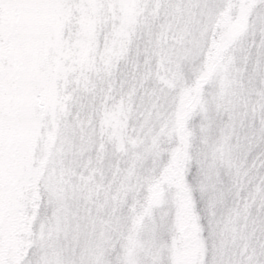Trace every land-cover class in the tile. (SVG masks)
<instances>
[{"label": "snow or ice", "instance_id": "6c2138e0", "mask_svg": "<svg viewBox=\"0 0 264 264\" xmlns=\"http://www.w3.org/2000/svg\"><path fill=\"white\" fill-rule=\"evenodd\" d=\"M259 144L264 0H0V264H264Z\"/></svg>", "mask_w": 264, "mask_h": 264}, {"label": "rangeland", "instance_id": "374dc122", "mask_svg": "<svg viewBox=\"0 0 264 264\" xmlns=\"http://www.w3.org/2000/svg\"><path fill=\"white\" fill-rule=\"evenodd\" d=\"M261 151H264V144H259L257 145L252 152L248 156V160L251 162ZM222 179L224 181L225 186H230L231 184V178L226 175L222 174ZM178 196H181L179 193L177 194V199ZM199 199V196H198ZM181 202L184 205V208H186V211L188 214H191L190 209L188 208L187 203L184 201L183 197L181 196ZM203 204V202H201ZM229 205L233 203V200L229 198L228 201ZM178 205H179V199H178ZM255 213V209L253 210ZM192 221L194 224L192 227H187L185 224V213H183L177 206V217H176V222H175V230L179 233V236L177 237V242L185 241L188 237H191L192 239H195V232L197 230V225L192 217ZM190 229V230H189Z\"/></svg>", "mask_w": 264, "mask_h": 264}, {"label": "trees", "instance_id": "16d2710c", "mask_svg": "<svg viewBox=\"0 0 264 264\" xmlns=\"http://www.w3.org/2000/svg\"><path fill=\"white\" fill-rule=\"evenodd\" d=\"M179 199V205L178 208L185 213V224L187 227H192V225L194 224V222L192 221V214H188L186 211V208H184L183 203L181 202V196H178ZM190 230V229H189ZM189 239V237L185 240L187 241Z\"/></svg>", "mask_w": 264, "mask_h": 264}]
</instances>
